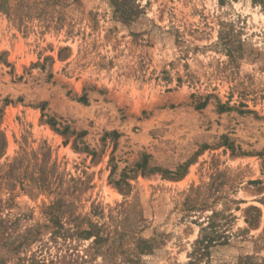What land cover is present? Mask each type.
I'll use <instances>...</instances> for the list:
<instances>
[{"label": "rangeland", "instance_id": "rangeland-1", "mask_svg": "<svg viewBox=\"0 0 264 264\" xmlns=\"http://www.w3.org/2000/svg\"><path fill=\"white\" fill-rule=\"evenodd\" d=\"M0 264H264V0H0Z\"/></svg>", "mask_w": 264, "mask_h": 264}]
</instances>
